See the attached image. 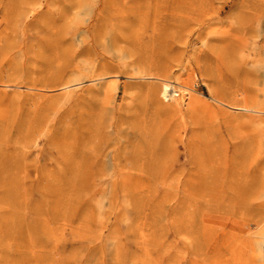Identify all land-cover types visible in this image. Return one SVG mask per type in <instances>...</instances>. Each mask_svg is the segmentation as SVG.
I'll return each mask as SVG.
<instances>
[{
  "label": "rangeland",
  "instance_id": "374dc122",
  "mask_svg": "<svg viewBox=\"0 0 264 264\" xmlns=\"http://www.w3.org/2000/svg\"><path fill=\"white\" fill-rule=\"evenodd\" d=\"M0 264H264V0H0Z\"/></svg>",
  "mask_w": 264,
  "mask_h": 264
},
{
  "label": "bare ground",
  "instance_id": "6f19581e",
  "mask_svg": "<svg viewBox=\"0 0 264 264\" xmlns=\"http://www.w3.org/2000/svg\"><path fill=\"white\" fill-rule=\"evenodd\" d=\"M165 88H166V90L169 88L167 84L165 85Z\"/></svg>",
  "mask_w": 264,
  "mask_h": 264
}]
</instances>
